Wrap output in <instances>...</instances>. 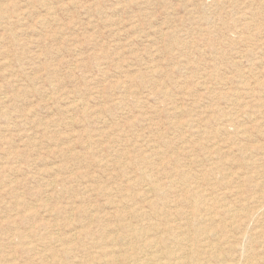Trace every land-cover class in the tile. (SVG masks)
Returning a JSON list of instances; mask_svg holds the SVG:
<instances>
[{
	"label": "rangeland",
	"instance_id": "rangeland-1",
	"mask_svg": "<svg viewBox=\"0 0 264 264\" xmlns=\"http://www.w3.org/2000/svg\"><path fill=\"white\" fill-rule=\"evenodd\" d=\"M189 244L264 264V0H0V264Z\"/></svg>",
	"mask_w": 264,
	"mask_h": 264
},
{
	"label": "bare ground",
	"instance_id": "bare-ground-1",
	"mask_svg": "<svg viewBox=\"0 0 264 264\" xmlns=\"http://www.w3.org/2000/svg\"><path fill=\"white\" fill-rule=\"evenodd\" d=\"M125 145V144H124ZM215 146V145H214ZM84 156V155H83ZM149 171V170H148ZM144 180V179H143ZM173 183V182H172ZM155 186V185H154ZM156 189V188H155ZM153 191V189H152ZM261 193V192H260ZM217 198V197H216ZM196 202V201H195ZM192 203V202H191ZM197 203V202H196ZM206 203V202H205ZM231 206V205H230ZM198 215V214H197ZM254 214H248L247 216H244V217H241L240 219H248L250 221L253 220L254 218ZM192 217V216H191ZM204 217V216H203ZM190 223V222H189ZM243 223V222H241ZM157 225V224H156ZM199 225V224H198ZM153 226V225H152ZM243 226V225H242ZM156 227V226H155ZM154 228V227H153ZM240 228V227H239ZM155 229V228H154ZM160 229V228H159ZM188 230V229H187ZM190 230V229H189ZM208 231V230H207ZM206 231V232H207ZM208 233V232H207ZM118 234V233H117ZM122 235V234H121ZM212 235V234H211ZM207 236V235H206ZM210 238V237H209ZM207 240V239H206ZM199 242V241H198ZM187 243V242H186ZM191 243V242H190ZM204 249L205 251H208V248H209V251H210V254L214 255V257H216L217 253L220 252V246L217 247L215 246L214 244L212 245V242L211 243H207V242H204ZM182 245V244H181ZM158 246H161V243L160 242H157V241H150L148 244L145 245V249H156ZM250 246V245H249ZM169 248V247H168ZM154 249V250H155ZM184 249V247H183ZM191 247H190V244L188 245V248L184 249L186 251V253L183 254V256L181 257H178L177 260H179L178 264H207V261H204V260H198V259H194V258H190L189 257V253L188 251H191ZM153 250V251H154ZM168 250V249H166ZM114 252V251H113ZM107 254V252H105L103 255L104 256H107L105 255ZM175 253L173 252H167L163 254H160V255H157V254H151L148 256V258H137L134 254L131 253V255H129L127 258L124 259V263L123 264H173L171 260H173V256H174ZM222 254V253H221ZM102 255V256H103ZM109 256V255H108ZM106 259V263L105 264H120V260H118L119 258L115 255V253L112 254L113 257L110 258V256ZM201 256V255H200ZM164 258L167 259V262L165 261H162ZM188 258V259H187ZM181 259V260H180ZM244 259V258H242ZM100 260V259H99ZM176 261V259H175ZM236 261V260H235ZM104 263V262H103ZM228 263V262H227ZM218 264V263H217Z\"/></svg>",
	"mask_w": 264,
	"mask_h": 264
}]
</instances>
